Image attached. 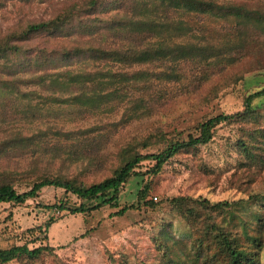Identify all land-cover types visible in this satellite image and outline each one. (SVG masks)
Instances as JSON below:
<instances>
[{
  "label": "rangeland",
  "instance_id": "rangeland-1",
  "mask_svg": "<svg viewBox=\"0 0 264 264\" xmlns=\"http://www.w3.org/2000/svg\"><path fill=\"white\" fill-rule=\"evenodd\" d=\"M66 1L0 0V36L18 24L48 19ZM229 1L253 8L264 6V0ZM179 16L175 19H181ZM199 20L207 32L197 33L198 37H222L219 22ZM256 37L260 39L258 44L251 46L241 61L208 73L206 78L203 70L192 65L175 67L170 63V72L181 76V80H155L151 94L157 101L149 102L151 112L139 117L130 115L131 104L127 101L116 99L100 110L79 113V105L52 102L48 98L51 92L24 88L28 93H41L30 95L31 104L40 107L42 115L34 119L22 115L14 121L11 117L0 119V184L9 182L18 193H24L45 175L87 185L99 183L112 175L128 151L157 152L159 145L155 142L193 131L220 114L242 112L246 97L264 88V39ZM173 40L179 43L182 39ZM97 66L91 64L88 70L159 74L165 69L160 64L129 67L109 62ZM139 94L152 99L148 93L135 92V96ZM254 103L258 106L254 114L264 121V99ZM11 110L9 105L4 112L10 114ZM15 130L38 140L46 135L42 141L45 145L37 141L35 146L13 149L8 142ZM57 131L72 132L77 139L56 136ZM82 131L87 134L82 136ZM241 131L238 124H223L208 145L177 155L158 176H132L120 192L119 208L102 207L78 214L48 209L65 201L80 203L73 194L67 195L64 189L54 186L44 187L38 197L22 204L0 203V249L24 244L30 248L46 244L55 248L53 255L29 264H192L190 227L171 202L173 198H207L215 203L248 199L251 195L264 197V162L252 165L239 153L235 143ZM147 182L151 188L142 202L139 192ZM97 203L98 200L88 201L86 205L91 208ZM133 204L135 209L118 215L123 207ZM260 204L254 209L264 210ZM51 218H56L55 222L43 232ZM33 228L37 231L28 232ZM259 254L264 264V246Z\"/></svg>",
  "mask_w": 264,
  "mask_h": 264
},
{
  "label": "trees",
  "instance_id": "trees-1",
  "mask_svg": "<svg viewBox=\"0 0 264 264\" xmlns=\"http://www.w3.org/2000/svg\"><path fill=\"white\" fill-rule=\"evenodd\" d=\"M253 7L229 0H68L48 19L18 24L0 36V119L11 117L14 121L22 115L25 119L42 115L41 108L31 104L30 95L41 93L23 90L31 87L51 92L48 98L52 102L81 106L79 113H92L119 99L131 104L128 111L133 117L147 115L151 112L149 102L157 101L151 94L154 81L181 80V76L170 72V63L175 67L192 65L203 70L206 78L208 73L241 61L248 49L258 44L260 39L256 36L264 39V6ZM178 14L181 19L176 20ZM199 18L219 22L222 37H198L197 33L207 32ZM176 38L182 40L176 43ZM109 62L129 67L160 64L165 69L159 74L88 70L91 64ZM135 92L148 93L152 99L135 96ZM160 94L161 91L157 96ZM256 99H264V88L246 97L242 112L212 117L194 128L196 134L189 129L169 140L155 142L159 145L157 152H126L112 175L99 183L87 185L45 175L29 191L18 193L12 184L4 182L0 184V203L22 204L38 197L44 187L54 186L64 189L67 195L73 194L80 203L65 201L48 209L78 214L102 207L119 208L120 192L132 176H158L177 155L208 145L223 124L240 125L241 138L235 147L248 163H263L264 121L254 114L258 107ZM9 105L12 110L7 114L4 110ZM54 135L77 139L72 132L57 131ZM45 136L38 140L15 130L8 146H35ZM150 185L145 183L139 192L142 202ZM96 200L95 206L87 207L86 202ZM171 202L190 227L192 264H262L259 251L264 246V210L254 208L259 203L264 207V197L251 195L248 199L214 203L207 198L178 196ZM136 207H123L117 213L124 215ZM55 220L51 218L44 231L38 230L47 232ZM35 231L37 228L28 232ZM54 251L49 244L35 248L16 245L0 249V264H29L53 255Z\"/></svg>",
  "mask_w": 264,
  "mask_h": 264
}]
</instances>
